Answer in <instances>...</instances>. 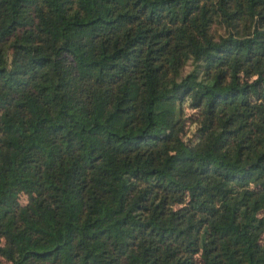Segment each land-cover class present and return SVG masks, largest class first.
<instances>
[{
  "label": "trees",
  "instance_id": "1",
  "mask_svg": "<svg viewBox=\"0 0 264 264\" xmlns=\"http://www.w3.org/2000/svg\"><path fill=\"white\" fill-rule=\"evenodd\" d=\"M4 259L264 264V0H0Z\"/></svg>",
  "mask_w": 264,
  "mask_h": 264
},
{
  "label": "rangeland",
  "instance_id": "2",
  "mask_svg": "<svg viewBox=\"0 0 264 264\" xmlns=\"http://www.w3.org/2000/svg\"><path fill=\"white\" fill-rule=\"evenodd\" d=\"M184 113H185V116H186V115H187V116H189V115H194V109L191 108L190 106H188L187 103H186ZM188 121H189V120H188ZM190 127H191V125H190ZM194 133H195V124L192 125V128H191L189 134L187 135V137H185V138L183 139V141L188 140L187 138L193 136ZM27 198H28V196H27L26 194L23 193V194H21V196H20V201L23 202V203H25V202L27 201ZM2 264H10V262L4 259Z\"/></svg>",
  "mask_w": 264,
  "mask_h": 264
}]
</instances>
